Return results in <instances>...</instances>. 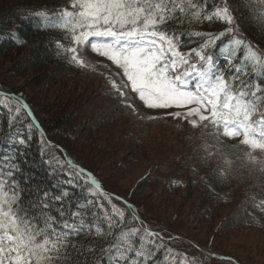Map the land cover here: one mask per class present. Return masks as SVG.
Listing matches in <instances>:
<instances>
[{
    "label": "snow or ice",
    "instance_id": "6c2138e0",
    "mask_svg": "<svg viewBox=\"0 0 264 264\" xmlns=\"http://www.w3.org/2000/svg\"><path fill=\"white\" fill-rule=\"evenodd\" d=\"M242 8L253 26L264 29V0H69L68 7L35 15L67 41L57 42V56L78 69L94 71L93 63L103 64L117 102L138 118H170L200 129L212 138L205 145L208 156L221 155L215 146L221 137L236 140L233 147L243 148L237 157L241 168L264 175V49L240 31ZM205 22L226 27L218 32L172 27ZM184 36L199 38L198 47L182 51ZM0 108L8 114L3 138L8 148H0V264H89L85 254L95 249L88 238L113 235L114 228L120 230L113 242L101 249L108 264H196V258L168 246L165 237H175L152 228L139 209L105 191L83 167L70 165L66 181L81 189L83 203L69 190L49 195L45 189L22 199L27 189L20 186L16 145L26 146L36 129L42 148L58 146L46 139L22 94L0 89ZM222 163L224 176L232 160L223 157ZM252 200L264 212V199Z\"/></svg>",
    "mask_w": 264,
    "mask_h": 264
},
{
    "label": "trees",
    "instance_id": "16d2710c",
    "mask_svg": "<svg viewBox=\"0 0 264 264\" xmlns=\"http://www.w3.org/2000/svg\"><path fill=\"white\" fill-rule=\"evenodd\" d=\"M67 4L68 0H0V74L5 76L4 79L0 77V89L17 95L22 94L25 102L33 110L40 128L46 134V139L52 145L58 146V149L42 148L40 132L36 129L32 130V139L27 141L26 146L16 145L18 149L17 161L21 170L18 178L21 188L27 189L22 194V199L26 197L27 200H32L45 189L49 190V195H57L69 190L72 199L80 198V202L83 203L81 189L70 188L66 183L67 174L72 171L70 165L85 168L100 181L98 174L88 167V163L76 158L66 147L58 142L61 140L60 138L64 140L71 138L69 133L70 120L74 116V112L72 113L68 109L63 110L61 106L64 107L68 103V99L72 94L76 96L79 93V83L77 84L75 79L86 77L91 81H99L101 92L107 99L106 103L115 105L114 114L103 113V115L106 118L114 117L116 121H114V124L118 123L120 125L125 120H129L132 125L138 123L132 119V110L117 102L113 95L114 90L111 89L104 75H98L96 71L78 69L57 56V42L67 44V41L61 40V31L43 27V19L36 16L35 13L38 11L51 13L53 10L67 6ZM238 17L240 31L249 41L264 49V29L258 30L257 27L253 26L247 10L243 8L238 12ZM172 27L177 31H186L190 28L193 31L218 32L226 25L220 23H212L210 25L205 22L202 25H188L185 23L181 26L177 23L173 24ZM12 33H15V38L11 35ZM181 40L185 44L182 50L188 51L190 48L198 47L197 41L199 38L197 37L184 36L181 37ZM216 55L219 59L220 54L216 53ZM7 77L10 80L27 81L30 86L29 90L37 91L44 88L45 92H48V90L53 88L58 89L57 97L50 99L46 104L36 106L24 93L14 90L12 85L8 86L3 83L2 81L9 82L6 80ZM68 80L71 82L69 83L71 89L65 88V81ZM34 98L36 97L34 96ZM7 115V112L0 108V148L2 149L8 148L7 143L3 139L8 131L6 126ZM161 120L162 122H169L167 119ZM159 121L160 119H155L148 122L152 124V122L158 123ZM101 122L104 123L105 121L101 119ZM170 123H175L176 128L180 131H188L186 136L181 138L182 148L190 151V156H188L183 166L192 170L187 174L186 168L177 166V162L166 163L157 168L160 174L157 178L153 177L151 173L145 176L140 191L143 192V189L147 191L148 187H150L148 191L152 190L156 194L163 195V197L179 194L185 201L196 198L199 203L202 220L204 221H212L215 216L219 215L222 210L233 204L238 198L240 199L239 209L242 211L241 222L233 216H225L224 221L221 223V228L226 224L232 223L234 225L239 224L240 228L264 230V212L254 206L258 201L254 202L252 200L253 196L264 199V175H250L249 169L241 168L242 160L237 159V157H242L243 148L233 147L237 143L232 144L221 137V142L215 145L219 148L221 155L208 156L205 151V145H211V137L204 135L200 129L190 130L188 125L187 127L182 123L178 124L176 121ZM21 134L26 137L27 130L21 128ZM121 134V137L125 136L123 135L124 131ZM113 137V129H111L107 138L115 142L116 138L113 139ZM138 139V137H133V141L130 142L134 160L139 157L135 156L137 151H139ZM121 142L118 139L114 147H117ZM59 149H63V153ZM223 157L231 159L232 166L231 170L225 169L226 175L221 176L220 169L225 167L222 163ZM234 182H236V185L232 186ZM101 184L105 191L123 197L124 200L139 209L140 217L149 222L152 228L163 229L164 232L175 237L173 241H168L167 236L165 237L168 246L175 252L185 254L189 260L196 258V264H212L217 260V258L212 260L213 256L224 258L219 259L220 264H227V258H231L232 264H244L235 257L216 252L213 248L203 251L198 245V247H193L195 245L192 242L189 243L190 246H187L188 249H186V242L184 243V240L174 231L175 222L170 221L166 225V223L158 221H148L143 211L135 203L124 195L107 189L102 182ZM198 187L201 190L197 194ZM235 193H237V197ZM168 199L169 202H172L171 198ZM133 226H135L134 223L128 225V227ZM104 230L107 232L106 228ZM119 230L114 228L112 230L113 235L96 237L93 234V236L88 238V246L95 249L93 253L85 254L89 264H108L105 258L106 254L101 249L107 248L113 242ZM219 231L218 229L215 230V234H218ZM196 250H200L199 255L195 254ZM163 255V252L158 254L161 260ZM208 259H210L209 262L207 261Z\"/></svg>",
    "mask_w": 264,
    "mask_h": 264
},
{
    "label": "rangeland",
    "instance_id": "374dc122",
    "mask_svg": "<svg viewBox=\"0 0 264 264\" xmlns=\"http://www.w3.org/2000/svg\"><path fill=\"white\" fill-rule=\"evenodd\" d=\"M93 67L97 69L98 75H105L107 78L111 76V72L103 64L93 63ZM0 77L4 79L5 76L0 74ZM115 79L119 83V79ZM6 80L9 82H2L24 93L36 106L46 104L58 94V89L53 88L48 92H45L44 88L37 91L29 90L27 81L10 80L9 77ZM75 80L77 84L79 83V93L76 96L72 94L68 103L64 107L61 106L63 110L74 112L70 120L71 138L68 140L60 138L58 142L76 158L88 163V167L98 174L103 186L135 203L148 221H158L166 225L170 221L175 222L174 231L184 243L186 242V249L192 242L195 246H200L203 251L213 248L216 252L235 257L244 264H264V230L240 228L239 224L232 223L221 228L225 216H233L241 222L240 199L237 198L212 221H204L196 198L185 201L179 194L163 197L152 190L148 191L150 187L147 189L148 193L145 189L142 190L143 192L140 191L147 174L151 173L155 178L160 176L157 170L159 166L177 162V166L185 167L183 164L190 156V151L182 148L181 138L186 136L187 130L177 129L175 123H170L175 122L170 118L167 119L169 122H162L159 118L158 123L149 124V119H141L134 114L132 119L138 122L136 125H132L129 120L122 121L120 125L114 124V117L106 118L103 115V113L114 114L115 105L106 103L107 99L101 92L99 81H91L86 77ZM69 83H71L69 80L65 81V88L71 89ZM101 119L105 122L102 123ZM111 129H113V139L116 138L115 142L107 138ZM123 131L125 136L121 137ZM133 137L139 138L137 143L139 151L135 155L139 157L136 160L130 149ZM118 139L124 142L114 147ZM225 139L237 143L236 140ZM185 168L187 174L192 170ZM235 185L236 182L232 183V186ZM197 190V194L200 193L199 187ZM235 195L237 197V193ZM168 198H171L172 202H169ZM217 229L220 231L215 234ZM199 251L196 250L195 254L199 255ZM218 262L219 260H216L212 264H220Z\"/></svg>",
    "mask_w": 264,
    "mask_h": 264
}]
</instances>
